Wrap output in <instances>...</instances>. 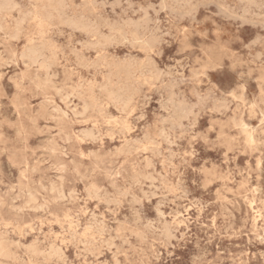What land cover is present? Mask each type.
<instances>
[{
	"label": "rangeland",
	"instance_id": "374dc122",
	"mask_svg": "<svg viewBox=\"0 0 264 264\" xmlns=\"http://www.w3.org/2000/svg\"><path fill=\"white\" fill-rule=\"evenodd\" d=\"M0 5V264H264V0Z\"/></svg>",
	"mask_w": 264,
	"mask_h": 264
},
{
	"label": "bare ground",
	"instance_id": "6f19581e",
	"mask_svg": "<svg viewBox=\"0 0 264 264\" xmlns=\"http://www.w3.org/2000/svg\"><path fill=\"white\" fill-rule=\"evenodd\" d=\"M38 1H39V0H38ZM49 1H50V0H49ZM182 1H183V0H182ZM187 1H188V0H187ZM200 1H202V0H200ZM215 1H216V0H215ZM217 1H218V0H217ZM254 1H255V0H254ZM45 2H46V1H45ZM101 2H102V1H101ZM119 2H120V1H119ZM127 2H128V1H127ZM197 2H198V1H197ZM197 2H195V3H197ZM191 3H192V1H191ZM193 3H194V2H193ZM104 4H106V3H104ZM120 4H121V3H120ZM158 4H159V3H158ZM158 4H157V5H158ZM172 4H173V3H172ZM114 5H115V4H114ZM131 5H132V4H131ZM151 5H152V4H151ZM162 5H163V4H162ZM174 5H175V4H173V6H174ZM190 5H191V4H190ZM192 5H193V4H192ZM211 5H212V4H211ZM53 6H55V4H54ZM104 6H105V5H104ZM116 6H117V5H116ZM132 6H133V5H132ZM158 6H159V5H158ZM208 6H210V5H208ZM213 6H214V5H213ZM240 6H241V5H240ZM242 6H243V5H242ZM20 7H21V6H20ZM121 7H122V6H121ZM127 7H128V6H127ZM151 7H153V6H151ZM151 7H150V8H151ZM155 7H156V6H155ZM155 7H154V8H155ZM204 7H205V6H204ZM206 7H207V6H206ZM228 7H229V5H228ZM0 8H1V9H5L6 6H5V5H0ZM45 8H46V6H45ZM71 8H72V7H71ZM132 8H135V7L133 6ZM150 8H149V9H150ZM178 8H179V7H178ZM178 8H177V9H178ZM235 8H236V7H235ZM46 9H47V8H46ZM116 9H117V7H116ZM122 9H123V8H122ZM125 9H126V8H125ZM160 9H161V8H160ZM174 9H175V8H174ZM208 9H209V8H208ZM231 9H232V8H231ZM239 9H240V8H239ZM255 9H256V8H255ZM66 10H69V9H66ZM129 10H132V9L130 8ZM167 10H170V9H167ZM179 10H180V9H179ZM185 10H186V9H185ZM143 11H144V10H143ZM146 11H147V10H146ZM146 11H145V12H146ZM154 11H155V10H154ZM194 11H195V10H194ZM239 11H241V10H239ZM239 11H238V13H239ZM47 12H48V11H47ZM130 12H131V11H130ZM151 12H152V11H151ZM165 12H166V10H165ZM191 12H192V11H191ZM191 12H189V13H191ZM197 12H198V10H197ZM253 12H254V10H253ZM125 13H126V11H125ZM155 13H156V12H155ZM157 13H158V12H157ZM157 13H156V14H157ZM220 13H221V11H220ZM233 13H234V12H233ZM261 13H262V12H261ZM138 14H139V13H138ZM141 14H142V13H141ZM156 14H154V15H156ZM193 14H195V13H193ZM193 14H192V15H193ZM254 14H255V13H254ZM254 14H253V15H254ZM64 15H65V14H64ZM79 15H80V14H79ZM123 15H124V14H123ZM174 15H175V14H174ZM179 15H180V14H179ZM196 15H197V13H196ZM227 15H228V17H229V14H228V13H227ZM237 15H238V14H237ZM237 15H236V16H237ZM243 15H244V14H243ZM258 15H259V14H258ZM58 16H59V15H58ZM71 16L73 17V14H71ZM95 16H96V15H95ZM126 16H127V15H126ZM144 16H145V15H144ZM144 16H143V17H144ZM148 16H149V15H148ZM176 16H177V15H176ZM188 16H189V15H188ZM188 16H187V17H188ZM190 16H191V15H190ZM217 16H218V15H217ZM221 16H222V15H221ZM225 16H226V15H225ZM239 16H241V15H238V17H239ZM259 16H260V15H259ZM66 17H67V16H66ZM78 17H79V16H78ZM86 17H87V15H86ZM88 17H89V16H88ZM121 17H122V16H121ZM154 17L157 18L158 16H154ZM171 17H172V16H171ZM181 17H182V16H181ZM191 17H192V16H191ZM193 17H195V16H193ZM193 17H192V18H193ZM219 17H220V16H219ZM222 17H223V16H222ZM251 17H253V16H251ZM50 18H51V17H50ZM53 18H54V17H53ZM61 18H62V17H61ZM173 18H175V17H173ZM183 18L185 19V17H183ZM188 18H189V17H188ZM192 18H189V19H192ZM229 18H231V17H229ZM232 18H233V17H232ZM65 19L67 20V18H64V20H65ZM78 19H79V18H78ZM143 19H144V18H143ZM143 19H142V20H143ZM176 19H177V18H176ZM186 19H187V18H186ZM55 20H56V19H55ZM68 20H70V18H69ZM86 20H87V19H86ZM148 20H149V19H148ZM148 20H147V21H148ZM180 20H183V19H180ZM180 20H179V21H180ZM195 20H196V19H195ZM74 21H75V20H74ZM114 21H115V20H114ZM123 21H124V20H123ZM147 21H146V22H147ZM150 21H151V19H150ZM154 21H155V20H154ZM174 21H175V20H174ZM176 21H177V20H176ZM189 21H191V20H189ZM233 21H236V20L233 19ZM47 22H49V21H47ZM139 22H140V21H139ZM143 22H144V21H143ZM146 22H145V23H146ZM155 22H156V21H155ZM155 22H154V23H155ZM159 22H160V21H159ZM177 22H178V21H177ZM24 23H25V22H24ZM69 23L71 24V21H70ZM74 23H76V22H74ZM74 23H73L72 25H74ZM116 23H117V22H116ZM123 23H124V22H123ZM127 23H128V22H127ZM136 23H137V22H136ZM140 23H141V22H140ZM148 23H149V22H148ZM178 23H179V22H178ZM152 24H153V22H152ZM179 24H180V23H179ZM235 24H236V22H235ZM49 25H52V24L49 23ZM79 25H80V24H79ZM86 25H87V24H86ZM86 25H85V27H86ZM119 25H120V23H119ZM122 25H123V24H122ZM134 25H135V24H134ZM140 25H141V24H140ZM74 26H75V25H74ZM74 26H73V27H74ZM80 26H81V25H80ZM112 26H113V25H112ZM146 26H148V25H146ZM241 26H243V25H241ZM251 26H252V25H251ZM73 27H68V28H73ZM100 27H101V26H100ZM100 27H98V28H100ZM102 27H103V26H102ZM136 27H139V26L137 25ZM149 27H150V26H149ZM149 27H148V28H149ZM74 28H76V27H74ZM78 28H79V27H78ZM87 28H88V27H87ZM122 28H123V27H122ZM125 28H126V27H125ZM125 28H124L123 30H125ZM141 28H142V27H141ZM148 28H147V29H148ZM150 28H151V27H150ZM153 28H154V27H153ZM153 28H152V29H153ZM261 28H263V27H261ZM95 29H96V28H95ZM102 29H103V28H102ZM111 29H112V27H111ZM79 30H81V29H79ZM145 30H146V29H145ZM149 30H150V29H149ZM155 30H156V28H155ZM74 31H75V30H74ZM87 31H88V30H87ZM164 31H165V30H164ZM23 32H24V31H23ZM79 32L81 33V31H79ZM137 32H139V31H136V33H137ZM147 32H149V31L147 30ZM158 32H159V30H158ZM77 33H78V32H77ZM83 33H85V32H83ZM92 33H94V32L92 31ZM109 33H110V32H109ZM124 33H125V32H124ZM149 33H150V32H149ZM160 33H161V32H160ZM86 34H87V33H86ZM144 34H145V33H144ZM154 34H155V33H154ZM42 35H43V34H42ZM42 35H41V36H42ZM82 35H83V34H82ZM91 35H93V34H91ZM91 35H90V36H91ZM100 35H101V34H99V36H100ZM138 35H139V33H138ZM161 35H162V34H161ZM9 36H10V35H9ZM84 36H85V35H84ZM124 36H126V34H125ZM149 36H150V34H149ZM153 36H154L155 39H157V38L155 37V35H153ZM159 36H160V35H159ZM85 37H86V36H85ZM87 37H88V36H87ZM87 37H86V38H87ZM95 37H96V35H95ZM140 37H141V36H140ZM147 37H148V36H147ZM164 37H166V36H164ZM257 37H258V36H257ZM10 38H11V37H10ZM97 38H99V37H97ZM124 38H125V37H124ZM258 38H259V37H258ZM258 38H256V39H258ZM88 39H89V38H88ZM41 40H42V38H41ZM98 40H100V39H98ZM98 40H97V41H98ZM140 41H141V40H140ZM155 41H156V40H155ZM157 41H159V37H158ZM11 42H12V41H11ZM42 42H43V40H42ZM113 42H114V41H113ZM260 42H261V41H260ZM88 43H90V42H88ZM88 43H87V44H88ZM97 43H98V42H97ZM164 43H165V42H164ZM41 44H42V43H41ZM84 44H85V43H84ZM91 44H92V43H90V45H91ZM156 44H157V43H156ZM256 44H258V41H257ZM261 44H262V42H261ZM28 45H29V44H28ZM78 45H79V44H78ZM90 45H88V46H89L88 48H90V49L92 48V50H93V47H91ZM94 45H96V44H94ZM43 46H44V45H43ZM46 46H47V45H46ZM83 46H84V45H83ZM96 46H97V45H96ZM98 46H99V44H98ZM120 46H122V45H120ZM154 46H155V44H154ZM47 47H48V46H47ZM53 47H54V46H53ZM84 47H85V46H84ZM86 48H87V47H86ZM94 48H95V46H94ZM49 49H50V48H49ZM52 49H53V48H52ZM62 49H63V48H62ZM90 49H89V50H90ZM96 49H97V48H96ZM251 49H252V48H251ZM63 50H64V49H63ZM85 50H86V49H85ZM74 51H75V49H74ZM93 51H94V50H93ZM93 51H92V52H93ZM96 51H97V50H96ZM46 52H47V51H46ZM55 52H57V50H56ZM94 52H95V51H94ZM47 53H48V52H47ZM59 53H60V52H59ZM159 53H160V52H159ZM162 53H163V52H162ZM62 54H63V53H61V55H62ZM77 54H78V53H77ZM80 54H81V53L79 52V55H80ZM160 54H161V53H160ZM36 55H37V50H36L35 48H33V47L30 48L28 57L30 58V60H31L32 62H35V60H36V58H37ZM158 55H159V54H158ZM80 56H81V55H80ZM80 56H79V57H80ZM159 56H160V55H159ZM161 56H162V55H161ZM83 57H85V56H83ZM83 57H82V58H83ZM104 57H105V56H104ZM128 57H129V55H128ZM147 57H149V56H147ZM256 58H258V57L256 56ZM84 59H86V58H84ZM105 59H106V57H105ZM125 59H126V58H125ZM128 59H129V58H128ZM132 59H133V58H132ZM132 59H131V60H132ZM137 59H138V58H137ZM260 59H261V58H260ZM91 60H92V59H91ZM129 60H130V59H129ZM131 60H130V61H131ZM138 60H139V59H138ZM138 60H137V61H138ZM151 60H153V59H151ZM252 60H253V59H252ZM86 61H87V59H86ZM89 62H90V61H89ZM153 62H154V61H153ZM261 62H262V61H261ZM81 63H82V62H81ZM90 63H91V62H90ZM92 63H94V62H92ZM129 63H130V62H129ZM96 64H97V63H96ZM103 64H104V63H103ZM113 64H114V63H113ZM116 64H117V63H116ZM130 64H131V63H130ZM149 64H150V63H149ZM84 65H85V62H84ZM157 65H158V64H157ZM201 65H202V64H201ZM177 66H178V65H177ZM177 66H176V67H177ZM182 66H183V65H182ZM93 67H94V66H93ZM95 67H96V65H95ZM120 67H121V66H120ZM167 67H168V66H167ZM212 67H213V66H212ZM212 67H210V68H212ZM146 68H147V67H146ZM172 68H173V67H172ZM231 68H232V67H231ZM97 69H98V68H97ZM151 69H152V68H151ZM153 69H154V68H153ZM168 69H170V68H168ZM174 69H175V68H174ZM212 69H213V68H212ZM113 70H114V69H113ZM144 70H147V69H144ZM156 70H157V69H156ZM118 71L120 72V70H118ZM172 71H173V70H172ZM180 71H181V70H180ZM162 72H164V71H162ZM168 72H169V71H168ZM115 73H118V72H115ZM138 73H139V72H138ZM151 73H152V71H151ZM158 73H159V72H158ZM164 73H165V75H167V74H166L167 72H164ZM169 73H170V72H169ZM172 73H173V72H172ZM175 73H176V72H175ZM177 73H178V72H177ZM130 74H131V73H130ZM192 74H193V73H192ZM57 75H58V74H57ZM151 75H152V74H151ZM54 76H55V75H54ZM116 76H118V75H116ZM133 76H134V75H133ZM160 76H161V75H160ZM170 76H171V75H170ZM177 76L181 77L179 74H178ZM183 76H184V75H183ZM165 77H166V76H165ZM130 78H131V77H130ZM166 78H167V77H166ZM176 78H177V77H176ZM182 78H183V77H182ZM125 79H126V78H125ZM151 79H152V78H151ZM178 79H179V78H178ZM180 79H181V78H180ZM183 79H184V78H183ZM128 80H129V79H128ZM136 80H137V79L135 78L134 81H136ZM153 80H154V79H153ZM155 80H156V79H155ZM169 80H170V79H169ZM171 80H172V79H171ZM176 80H177V79H176ZM181 80H182V79H181ZM125 81H127V80H125ZM149 81H150V80H149ZM174 81H175V79H174ZM119 82H120V81H119ZM127 82H128V81H127ZM136 82H138V81H136ZM169 82H170V81H169ZM181 82H182V81H181ZM183 82H184V81H183ZM51 83H52V82H51ZM114 83H115V82H114ZM170 83H171V82H170ZM170 83H169V84H170ZM115 84H117V83H115ZM122 84H123V83H122ZM138 84H139V83H138ZM140 84H141V83H140ZM171 84H173V86L176 85V84L174 85V82L171 83ZM171 84H170V85H171ZM179 84H180V82H179ZM132 85H133V83H132ZM211 85H212V84H211ZM118 86H119V85H118ZM173 86H172V87H173ZM179 86H180V85H179ZM182 86H183V85H182ZM258 86H259V85H258ZM120 87H121V86H120ZM140 87H141V86H140ZM167 87H169V86H167ZM167 87H166V88H167ZM126 88H127V87H125V89H124V88H122V89H123V90H126ZM144 88H145V87H144ZM163 88H165V87H163ZM173 88H174V87H173ZM173 88H172V89H173ZM177 88H178V86H177ZM179 88H180V87H179ZM257 88H258V87H257ZM122 89H121V90H122ZM167 89H168V88H167ZM172 89L170 88L169 90L172 91ZM193 89H195V88L193 87ZM243 89H244V88H243ZM115 90H116V89H115ZM118 90H119V89H118ZM173 90H174V89H173ZM175 90H176V89H175ZM259 90H260V87H259ZM130 91H131V90H130ZM139 91H140V90H139ZM166 91H167V90H166ZM180 91H181V90H180ZM141 92H142V91H141ZM193 92H194V90H193ZM122 93H123V92H122ZM126 93H127V92H126ZM171 93H172V92H171ZM171 93H170V94H171ZM179 93H180V92H179ZM194 93H195V92H194ZM129 94H131V93H129ZM172 94H173V93H172ZM172 94H171V95H172ZM195 94H196V96L198 95L197 97H200L199 94H197V92H196ZM208 94H209V93H208ZM110 95H111V94H110ZM200 95H201V94H200ZM210 95H211V94H210ZM210 95H209V96H210ZM120 96H121V95H120ZM178 96H179V94H178ZM183 96H185V95L183 94ZM194 96H195V95H194ZM204 96H205V95H204ZM212 96H213V94H212ZM212 96H211V97H212ZM215 96H216V94H215ZM118 97H119V96H118ZM124 97H125V95H124ZM175 97H176V95H175ZM131 98H132V97H131ZM135 98H136V97H135ZM167 98H168V97H167ZM169 98H170V97H169ZM206 98H207V97H206ZM235 98H236V97H235ZM257 98H258V97H257ZM257 98H256V99H257ZM259 98H260V97H259ZM149 99H150V98H149ZM161 99H162V98H161ZM203 99H204V98H203ZM212 99H213V98H212ZM238 99H240V97H239ZM260 99H261V98H260ZM181 100H182V98H181ZM185 100H186V99H185ZM188 100H189V99H188ZM199 100H200V99H199ZM205 100H206V99H205ZM205 100H204V101H205ZM236 100H237V99H236ZM77 101H78V100H77ZM123 101H124V100H123ZM132 101H133V100H132ZM161 101H162V100H161ZM173 101H174V100H173ZM173 101H172V102H173ZM177 101H178V100H177ZM183 101H184V100H183ZM201 101H202V100H201ZM209 101H210V100H209ZM214 101H215V100H214ZM218 101H220V100H218ZM222 101H223V100H222ZM226 101H227V100H226ZM165 102H168V101H165ZM174 102H175V101H174ZM207 102H208V101H206V103H207ZM261 102H262V101H261ZM123 103H124V102H123ZM181 103H182V102H181ZM184 103H185V101H184ZM190 103H191V102H190ZM202 103H203V102H202ZM215 103H216V102H215ZM218 103H219V102H218ZM262 103H263V102H262ZM187 104H189V103L187 102ZM199 104H200V103H199ZM216 104H217V103H216ZM172 105H173V103H172ZM183 105H184V104H183ZM192 105H193V104H192ZM181 106H182V105H181ZM187 106H188V105H187ZM183 107H184V110H186V109H185L186 105H184ZM214 107H215V105H214ZM178 108H179V107H178ZM188 108H189V107H188ZM191 108H192V107H191ZM191 108H190V109H191ZM193 108H194V107H193ZM201 108H202V106H201ZM204 108H205V107H204ZM208 108H209V107H208ZM212 108H213V107H212ZM215 108H216V107H215ZM238 108H239V107H238ZM251 108H252V106H251ZM75 109H76V108H75ZM99 109H100V108H99ZM162 109H163V108H162ZM195 109H196V108H195ZM213 109H214V108H213ZM175 110H176V109H175ZM178 110H179V109H178ZM187 110H188V109H187ZM203 110H204V109H203ZM207 110H208V109H207ZM216 110H217V109H216ZM216 110H215V112H216ZM81 111H82V110H81ZM163 111H164V110H163ZM180 111H181V108H180ZM192 111H193V110H192ZM199 111H202V110H199ZM212 111H213V110H212ZM57 112H58V111H57ZM165 112H166V111H165ZM188 112H189V110H188ZM202 112H204V111H202ZM251 112H253V111H251ZM78 113H80V112H78ZM166 113H167V112H166ZM178 113H179V112H178ZM186 113H187V112H186ZM197 113H198V112H197ZM199 113H200V112H199ZM65 114H67V113H65ZM255 114H256V113H255ZM60 115H61V114H60ZM198 115H199V114H198ZM219 115H220V114H219ZM143 116H144V115H143ZM192 116H193V115H192ZM59 117L62 118L61 116H59ZM194 117H195V116H194ZM195 118H196V117H195ZM195 118H194V120H195ZM58 119H59V118H58ZM162 120H163V119H162ZM184 120H186V119H184ZM124 121H125V120H124ZM164 121H165V119H164ZM166 121H167V119H166ZM170 121L172 122V120H170ZM177 121H178V120H177ZM167 122H169V121H167ZM187 122H188V121H187ZM193 122H194V121H193ZM193 122H192V123H193ZM195 122H196V121H195ZM174 123H175V122H174ZM109 124H110V123H109ZM163 124H165V122H163ZM180 125H181V123H180ZM192 126H193V125H192ZM174 127H175V126H174ZM186 127H187V126H186ZM189 127H191V126H189ZM172 128H173V127H172ZM172 128H171V129H172ZM238 128H239V127H238ZM240 128H241V127H240ZM242 128H243V127H242ZM168 129H169V128H168ZM190 129H191V128H190ZM123 130H124V129H123ZM156 130H157V128H156ZM192 130H193V129H192ZM161 133H163V132H161ZM85 134H86V133H85ZM158 136H160V135H158ZM164 137H165V136H164ZM171 137H172V136H171ZM173 137H174V136H173ZM251 137H252V136H251ZM258 137H259V136H258ZM147 138H148V137H147ZM159 138H161V136H160ZM171 139H172V138H171ZM148 140H149V139H148ZM162 140H163V139H162ZM173 140H174V139H173ZM178 141H179V140H178ZM151 142H152V141H151ZM251 142H252V141H251ZM171 143H172V142H171ZM163 144H164V143H163ZM169 144H170V143H169ZM140 145H141V144H140ZM169 146H170V145H169ZM123 147H124V146H123ZM148 147H149V146H148ZM58 148H59V147H58ZM123 149H124V148H123ZM118 150H119V149H118ZM4 152H6V150H5ZM152 154H153V153H152ZM164 154H165V153H164ZM166 162H167V161H166ZM50 164H51V163H50ZM164 164H165V162H164ZM161 165H162V164H161ZM162 168H163V167H162ZM166 168H167V167H166ZM195 169H196V168H195ZM166 173H168V172H166ZM157 174H158V173H157ZM142 176H143V175H142ZM158 176H159V175H158ZM147 177H149V176H147ZM140 178H141V177H140ZM137 179H138V178H137ZM137 179H136V180H137ZM155 181H156V180H155ZM245 181H247L246 178H245ZM138 183H139V182H138ZM0 184H1V183H0ZM165 184L167 185V183H165ZM168 184H170V182H168ZM159 185H160V183H159ZM2 186H3V185H2ZM112 186H113V185H112ZM162 188H166V187H162ZM178 188H179V187H178ZM256 188H257V187H256ZM169 189L171 190V187H170ZM21 191H23V189H22ZM167 191H168V190H167ZM178 191H179V190H178ZM252 191H254V190H252ZM164 192H165V191H164ZM169 192H170V191H169ZM142 193H143V192H142ZM145 193H147V192H145ZM149 193H150V192H149ZM167 193H168V192H167ZM117 194H118V193H117ZM69 195H71V194H69ZM96 195H97V194H96ZM20 196H21V195H20ZM118 196H119V195H118ZM162 196H165V195H162ZM159 197H160V196H159ZM17 198H19V197L17 196ZM153 198H154V197H153ZM162 198H163V197H162ZM19 199H20V198H19ZM23 199H24V198H23ZM72 199H73V198H72ZM30 200H31V199H30ZM31 201H32V200H31ZM223 201H224V200H223ZM30 203H31V202H30ZM170 203H171V202H170ZM122 204H123V203H122ZM226 205H227V204H226ZM250 205H251V204H250ZM253 205H254V204H253ZM161 206H162V205H161ZM251 206H252V205H251ZM176 209H177V208H176ZM253 212H254V211H253ZM17 215H18V214H17ZM131 216H132V215H131ZM252 218H253V217H252ZM175 219H176V218H175ZM197 219H198V218H197ZM55 220H56V219H55ZM123 221H124V220H123ZM124 222H125V221H124ZM177 223H178V222H177ZM212 223H213V222H212ZM178 224H179V223H178ZM126 226H127V225H126ZM202 227H203V226H202ZM202 227H201V228H202ZM175 228H176V227H175ZM178 228H180V227H178ZM178 228H176V229H178ZM28 229H29V228H28ZM106 230H107V229H106ZM178 230H179V229H178ZM30 231H31V230H30ZM130 232H131V231H130ZM205 232H206V231H205ZM94 233H95V232H94ZM168 233H169V231H168ZM99 234H100V233H99ZM183 234H184V233H183ZM73 235H74V234H73ZM171 235H172V234H171ZM132 236H133V235H132ZM134 236H135V235H134ZM181 236L183 237V235H181ZM101 238H104V237L101 236ZM131 238H132V237H131ZM207 238H208V237H207ZM44 239H45V238H44ZM137 239H138V238H137ZM157 239H159V238H157ZM208 239H209V238H208ZM119 240H120V239H119ZM101 241H102V239H101ZM110 241H111V240H110ZM139 241L141 242V240H139ZM2 242H3V241H2ZM39 242H40V241H39ZM140 242H139V243H140ZM159 242H160V241H159ZM209 242H210V240H209ZM41 243H42V242H41ZM105 243L107 244L108 242L105 241ZM160 243H161V242H160ZM162 243H163V242H162ZM21 244H22V243H21ZM44 244H45V243H44ZM84 244H85V243H84ZM103 245H104V243H103ZM103 245H102V246H103ZM127 245H129V244H127ZM23 246H25V245H23ZM49 246H50V244H49ZM84 246H85V245H84ZM89 246H90V245H89ZM107 246H108V244H107ZM113 246H114V245H113ZM139 246H140V245H139ZM53 247H54V246H53ZM82 247H83V244H82ZM86 248H88V247H86ZM112 248H113V247H112ZM139 248H140V247H139ZM53 249H54V248H53ZM55 249H56V248H55ZM93 250H94V249H93ZM140 250L142 251V249H140ZM60 251H61V250H60ZM87 251H88V250H87ZM87 251H86V252H87ZM47 252H48V251H47ZM81 252H83V251H81ZM108 252H109V251H108ZM116 252H117V251H116ZM43 253H44V252H43ZM90 253H93V252H90ZM142 253H143V252H142ZM45 254H46V253H45ZM62 254H63V253H61V255H62ZM104 254H105V253H104ZM144 255H145V254H144ZM146 255H147V254H146ZM170 255H171V254H170ZM150 256H151V255H150ZM58 257H59V256H58ZM58 257H57V258H58ZM66 257H67V256H66ZM114 258H115V257H114ZM152 258H153V257H152ZM60 259H61V258H60ZM96 259H97V258H96ZM133 259H134V257H133ZM23 260H24V259H23ZM114 260H116V259H114ZM116 261H117V260H116ZM131 261H132V260H131ZM20 262H21V261H20ZM57 262H58V261H57ZM55 263H56V262H55ZM117 263H118V261H117ZM119 263H120V262H119ZM22 264H23V263H22ZM57 264H58V263H57Z\"/></svg>",
	"mask_w": 264,
	"mask_h": 264
}]
</instances>
